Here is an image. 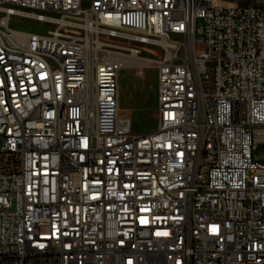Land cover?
Wrapping results in <instances>:
<instances>
[{
    "label": "built area",
    "instance_id": "obj_1",
    "mask_svg": "<svg viewBox=\"0 0 264 264\" xmlns=\"http://www.w3.org/2000/svg\"><path fill=\"white\" fill-rule=\"evenodd\" d=\"M30 12L40 36L23 37ZM88 14L110 27L93 31ZM61 28H75L77 51L50 39ZM142 29H152L146 43L160 40L150 51L158 121L134 132L119 109L121 57L97 55L137 45ZM260 149L264 11L0 0V264H264Z\"/></svg>",
    "mask_w": 264,
    "mask_h": 264
},
{
    "label": "rangeland",
    "instance_id": "obj_2",
    "mask_svg": "<svg viewBox=\"0 0 264 264\" xmlns=\"http://www.w3.org/2000/svg\"><path fill=\"white\" fill-rule=\"evenodd\" d=\"M225 4L260 5L264 7V0H218ZM27 28H32L28 27ZM34 29H31V31ZM144 46V45H143ZM160 49L158 45L146 44V49H140V54L133 64L124 68L119 86V109L123 116L131 121L134 132H147L156 127L158 121L156 103L157 72L154 54L150 51ZM163 56H167L163 48ZM141 57V58H140ZM148 58L146 63H139ZM139 63V64H138ZM142 64V65H141Z\"/></svg>",
    "mask_w": 264,
    "mask_h": 264
},
{
    "label": "bare ground",
    "instance_id": "obj_3",
    "mask_svg": "<svg viewBox=\"0 0 264 264\" xmlns=\"http://www.w3.org/2000/svg\"><path fill=\"white\" fill-rule=\"evenodd\" d=\"M235 6H246L244 4H237ZM252 8H256L258 11H264V7L260 5H250ZM43 18H51L50 8H43ZM36 19H39V12H30V15L26 17L25 22H22L23 37L40 36V29L35 28ZM68 21H75V13H67ZM88 21L91 23L93 31L105 32L107 27H110V20H105V16H96V14H88ZM32 27V28H27ZM31 29H34V31ZM152 37V29L140 30L139 38H137V45H124L122 44H110L108 49L105 47H98L97 62H104L105 57H121V65L127 67L129 64H133L137 60L140 54V46L146 43V39ZM50 39H58L68 51H77L79 49V40L76 38L75 28H61L59 32H50ZM146 44L160 46L159 38H152V41H148ZM167 56L171 55V46H164ZM89 56V47H81L80 58H87ZM131 56V57H129ZM137 56V57H136ZM141 58V57H140ZM148 58H143L139 63L149 64ZM138 63V64H139ZM142 65V64H141ZM90 81H101V74L96 71H89ZM5 107L13 108L12 97H5ZM208 138V131H199V139ZM260 157L264 159V149H260Z\"/></svg>",
    "mask_w": 264,
    "mask_h": 264
}]
</instances>
